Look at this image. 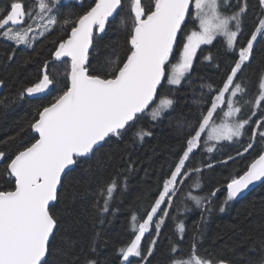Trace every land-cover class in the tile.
<instances>
[{
	"label": "snow or ice",
	"instance_id": "snow-or-ice-1",
	"mask_svg": "<svg viewBox=\"0 0 264 264\" xmlns=\"http://www.w3.org/2000/svg\"><path fill=\"white\" fill-rule=\"evenodd\" d=\"M58 3L59 0H35L29 5L21 0H6L0 6V36L14 41L16 45L30 46L36 37L29 36L33 27L26 23V18L33 23L46 18L47 23L38 26L47 31L50 25L58 23L57 18L50 15ZM127 3L128 13L121 17L119 27L127 32L128 48L124 59L119 56L109 58L111 70L107 73H97L92 69L90 49L94 47L96 35L106 33L124 11L125 0H92L90 7L74 20H63L65 26L71 25L70 32L66 39L58 42L52 55L53 61L68 65L64 87L52 101L41 107L30 123L29 127L36 134L31 142L12 155L0 150V161L6 164V175L13 185L10 189L0 188V264H53L56 253L53 241L57 231L63 227L61 220L71 213L72 204L79 196L73 185L72 200L67 204L62 200L69 173L74 171L82 158H90L113 138H122L142 115L147 113L153 120L158 119L174 103L167 95H161L165 84L180 85L193 67L197 49L201 45L212 44L218 36L226 39L227 48L234 49L241 30V17L246 12L245 4L227 14V7H230L227 0H150L148 4L143 0H127ZM259 3L264 7V0H259ZM189 18L198 22V30L184 31ZM258 35H264V18L259 19L246 46L239 48L238 60L227 74L223 87L216 90L206 114L202 113L198 127L187 139L186 149L164 180L162 191L150 211L146 212V218L140 222L136 215L131 217L135 235L117 250L121 264H132L131 257H139L144 264H151L157 241L153 239L144 248L141 246L142 238L153 224L156 236H160L165 218L169 217V212L161 205L171 207L175 186L178 182L183 183V180L178 181V177L190 175L185 162L200 145L202 134L207 130L209 141H231L243 134L249 118H238L231 123L227 121L241 112V107L237 106L241 101L233 98L247 93L245 86L235 81L242 66L252 57ZM204 58L213 59L211 54ZM51 64L45 62L41 69L42 78L25 87L19 94L21 98L25 94L44 93L50 85H54L56 77L50 72ZM3 84L4 81L0 80V85ZM225 93H229L230 98L226 99ZM244 102L254 108H264L261 103L264 102V73L261 74L256 96ZM224 104H227V111L222 112V122L216 124L215 114ZM262 128L264 122L257 124L253 137L258 134L264 138V131H260ZM151 134L143 129L135 133L140 140ZM252 147L253 144L249 143L245 151ZM213 150L214 146L207 148L208 152ZM193 171L199 172L200 169ZM258 181L264 182V154H260L242 174L231 178L223 203L227 205ZM117 189L118 182L113 178L94 194L93 226L97 219L101 225L105 223L101 217L109 213L110 202ZM188 195L197 207L202 205L203 198L191 192ZM215 195L216 191H213L211 196ZM220 211H224L223 206ZM158 212L162 216L154 221L153 217ZM175 227L180 239H183L185 224L179 221ZM64 231L68 229L64 228ZM201 234L192 238L188 256L172 257L169 264H232L222 256L211 253L200 255L197 237ZM100 235L97 231L89 244L92 254L96 252V241ZM65 243L69 248L74 247L70 239H66ZM260 249L264 252V241H260ZM177 250V244H172L169 249L170 253ZM83 264L98 262L87 257ZM249 264H264V254L257 259L249 257Z\"/></svg>",
	"mask_w": 264,
	"mask_h": 264
},
{
	"label": "trees",
	"instance_id": "trees-1",
	"mask_svg": "<svg viewBox=\"0 0 264 264\" xmlns=\"http://www.w3.org/2000/svg\"><path fill=\"white\" fill-rule=\"evenodd\" d=\"M237 1L239 4L246 2L247 10L243 16L237 50L227 48L223 38L202 47L183 83L180 86L165 84L161 89V95H167L174 101L162 119L154 121L150 114L142 115L135 125L125 131L122 138H113L90 158H82L74 171L69 173V179L64 183L62 200L65 204L72 200L73 185L79 196L72 204L71 213L61 220L63 227L57 231L53 241L56 248L53 264H83L87 257L96 259L98 264H121L117 250L135 235L131 217L136 215L140 222L146 218V212L150 211L162 191L164 180L174 170L186 149L187 139L198 127L202 113L206 114L216 90L223 87L227 74H230L231 67L238 60L239 48L246 46L259 19L264 18V7L259 0ZM5 2L0 0V6ZM21 2L31 5L35 0ZM143 2L148 4L150 0ZM91 4L92 0H83L81 4L59 2L52 12L58 23L32 48H19L0 36V80L4 81V92L0 97V150L8 155L32 141L36 134L29 127L30 123L37 117L41 107L52 101L64 87V74L68 65L53 61L52 55L58 42L66 39L70 32L71 25L65 26L63 20H74ZM127 13L128 3L125 0L124 11L116 17L106 33L96 35L89 59L92 69L97 73L110 72L109 58H125L127 32L119 24L121 17L127 16ZM196 29L197 24L189 18L184 31ZM209 54L212 60L204 58ZM45 62H52L50 72L56 77L52 91L45 96L25 94L21 98L19 94L25 87L32 86L42 78L41 69ZM262 73L264 35L258 37L251 60L242 66L235 81L242 83L246 89L247 94H244L243 100L240 99V106L244 108L242 118H249V124L240 139L217 143L213 152H208L203 144L191 154L186 162V171L190 175H182L183 183H179L172 196L171 207L167 204L162 206L169 212V217L165 218L160 236H156L153 224L144 237V248L153 239L157 241L151 264H169L172 257L188 256L192 238L198 233H202L197 237L200 255L211 253L222 256L232 264H249V257L257 259L264 254L260 249V241H264V183L242 199H234L227 205L223 203L231 178L242 174L247 166L264 153V138L258 134L253 137L257 124L264 122V108H259L253 115L255 111L252 104L244 102L253 99L258 93L256 87ZM141 129L152 134L140 140L135 133ZM260 131H264V128ZM249 143L253 147L245 151ZM197 168L199 172L193 171ZM113 178L118 182V189L110 202V211L101 217L105 219L103 225L97 219L93 226L94 194ZM12 186L11 178L6 175V164L0 161V188L10 189ZM213 191H216L214 197L211 196ZM190 192L203 198L201 206L197 207L189 198ZM221 206L224 207L223 212L220 211ZM161 216L162 213L158 212L153 220L158 221ZM172 217L177 219L173 220ZM179 221L185 224L183 239H180L175 227ZM64 228L68 231L65 232ZM97 231L101 235L96 241V252L92 254L89 244ZM66 239L74 242L73 248L68 247ZM172 244L178 245L176 253L169 251ZM131 261L132 264H144L140 258L134 257Z\"/></svg>",
	"mask_w": 264,
	"mask_h": 264
},
{
	"label": "rangeland",
	"instance_id": "rangeland-1",
	"mask_svg": "<svg viewBox=\"0 0 264 264\" xmlns=\"http://www.w3.org/2000/svg\"><path fill=\"white\" fill-rule=\"evenodd\" d=\"M59 2H75V3L81 4V3L83 2V0H59ZM227 3H228V5L230 6V7H227V14H231V12L236 11L237 8H238V5H239V7H242V6H245V4H246V2H242V3L239 4V2H238L237 0H227ZM35 10H36V11H39L38 8H36ZM246 12H247V10H246ZM246 12H245V13H246ZM245 13H244V14H245ZM244 14H243L242 17H241V30H242V28H243V16H244ZM50 15H53V14L50 13ZM193 22L196 23V24L198 25V22H195V21H193ZM26 23H30V24H32V27H33V31L29 33V36H30V37H31V36H35V37H36V40H35L33 43H31L30 46H29V45H24V44L16 45L14 41L6 40V39L3 38V37H2V39H3L4 41H6V42H9V43H12V44L16 45V46L19 47V48H32V47L35 46V44L37 43V41H38L41 37H43V36H45L46 34H48V33L51 31L52 27H53V25H50L49 28H48V30L46 31L44 28L38 26L40 23L46 24V23H47V19H46V18H45L44 21H38L37 23H33V21H32L31 19H27V18H26ZM196 30H198V27H197ZM241 30H240V32H241ZM40 33H43V35H40ZM259 36H260V35L257 36V40L254 42V44L258 41V37H259ZM238 37H239V35H238ZM238 37H237V40H238ZM218 38H223V39H225V38L222 37V36H218V37L213 41V43H214ZM225 41H226V39H225ZM213 43H212V44H213ZM212 44H210V45H212ZM204 46H209V45H201L200 48L197 49V54H198L199 50H200L202 47H204ZM236 46H237V43H236ZM230 50L233 51V50H235V48H234V49H230ZM197 54H196V56H197ZM195 58H196V57H195ZM195 58H194V60H195ZM250 59H251V58H250ZM249 61H250V60H249ZM249 61H247V62H245V63H248ZM193 62H194V61H193ZM174 63H175V62H174ZM191 70H192V69H191ZM191 70H190V72H191ZM190 72H189V73H190ZM189 73H187L186 75H188ZM186 75H185V76H186ZM184 78H185V77H184ZM184 78L182 79L181 84L183 83ZM181 84H180V85H181ZM180 85H171V86H180ZM211 92H214V90H211ZM225 97H226V99H227V98H230V94H229V93H225ZM233 99H234V100H239V101H241L240 99H242V100L244 99V94H238V96H237L236 98H233ZM237 106L241 107V112L238 113L236 117H233L232 120H229V121H227V122L231 123V122H233L234 120H236V119H238V118H242V115H243V112H244V108H243V106H240V104H238ZM171 107H172V106H171ZM171 107L168 108L166 111H164L163 114H162L158 119H156V120L162 119V118L164 117V115H165V114L171 109ZM223 111H227V104L221 105L220 109H218L217 113L215 114V123H216V124H220V123L222 122V119H223V118H222V112H223ZM254 111H255V114H256L257 108H254ZM156 120H154V121H156ZM248 124H249V123H248ZM248 124H247V125H248ZM247 125H245V128L247 127ZM245 128H244V130H245ZM244 130H243V133H244ZM207 134H208V133H207V130H206L205 133L202 134L200 145H199L197 148H195V149L193 150V152L196 151V150H198V149L200 148V146L203 145V144L206 145V149H207L208 147H210V146H214V149H215V145H216L217 143H221V142H224V141H228V140L209 141V140H207ZM242 136H243V134H242L240 137H238V138H237V137H234L233 140H231L230 142H232V141H234V140H237V139H240ZM213 151H214V150H213ZM213 151H212V152H213ZM193 152H192V153H193ZM192 153H190L189 157L191 156ZM187 161H188V160H187ZM187 161H186V162H187ZM186 162H185V164H186ZM182 171H183V170H182ZM181 177H182V176L178 177V181H179V180H183ZM178 186H179V182L176 184L175 189H178ZM175 192H176V191H175ZM167 199H168V198L166 197V200H167ZM171 199H172V197H171ZM162 206H163V204L161 205V207H162ZM155 216H156V215H155ZM155 216L153 217V219L155 218ZM146 233H148V232H146ZM146 233H145V235H146ZM145 235H144V237H145ZM144 237L142 238L141 246H142V244H143ZM132 258H134V257H131L130 260H131ZM135 258H139V257H135Z\"/></svg>",
	"mask_w": 264,
	"mask_h": 264
},
{
	"label": "water",
	"instance_id": "water-1",
	"mask_svg": "<svg viewBox=\"0 0 264 264\" xmlns=\"http://www.w3.org/2000/svg\"><path fill=\"white\" fill-rule=\"evenodd\" d=\"M101 35H103L104 33H100ZM92 51V49H90V52ZM53 85L49 86V89H47L44 93H38V94H33L31 95L32 97H37V96H45L47 94H49L52 91ZM4 92V85H0V97ZM264 154V153H263ZM264 182H255L253 185H250L248 189H246L242 194H240L236 199H242L245 196H247L250 192H252L253 190H255L257 187L261 186Z\"/></svg>",
	"mask_w": 264,
	"mask_h": 264
},
{
	"label": "flooded vegetation",
	"instance_id": "flooded-vegetation-1",
	"mask_svg": "<svg viewBox=\"0 0 264 264\" xmlns=\"http://www.w3.org/2000/svg\"><path fill=\"white\" fill-rule=\"evenodd\" d=\"M257 43V42H256ZM256 43L254 44V46L256 45ZM253 46V47H254ZM237 47H238V40H237V46L235 47V50H233V51H236L237 50ZM251 60V59H250ZM246 64V63H245ZM244 64V65H245ZM259 83H260V81L258 82V84H257V87H256V89H259ZM262 104H263V102H261ZM259 108H257V110H258Z\"/></svg>",
	"mask_w": 264,
	"mask_h": 264
}]
</instances>
